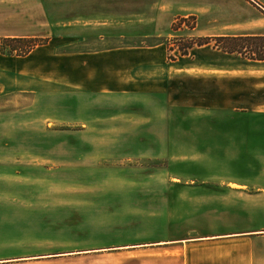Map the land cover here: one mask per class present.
I'll return each mask as SVG.
<instances>
[{"label": "rangeland", "instance_id": "374dc122", "mask_svg": "<svg viewBox=\"0 0 264 264\" xmlns=\"http://www.w3.org/2000/svg\"><path fill=\"white\" fill-rule=\"evenodd\" d=\"M183 1L190 0H0V41L33 38L34 58L162 44L172 61L177 38L214 37L188 29L194 15L181 14ZM181 17L189 19L173 31ZM213 44L189 58H224ZM17 54L8 55L26 56ZM149 102L129 93L0 100V264H151L150 244L167 235L162 206L145 204L164 198L163 140L178 139L181 117L196 113L169 111L172 132L166 124L136 130ZM131 198L135 205L125 204Z\"/></svg>", "mask_w": 264, "mask_h": 264}, {"label": "crops", "instance_id": "0c3cea01", "mask_svg": "<svg viewBox=\"0 0 264 264\" xmlns=\"http://www.w3.org/2000/svg\"><path fill=\"white\" fill-rule=\"evenodd\" d=\"M180 7L188 11L182 15L196 16L192 30L200 36L264 37V0H190ZM212 51L224 58L191 59L189 53L169 61L162 44L12 57L1 52L0 41V100L14 94L149 96L152 113L135 117L139 131L161 124L174 131L168 112L175 107L184 116L196 113L181 117L178 139L163 140L164 198L151 195L145 204L162 206L167 235L150 244L151 264H264V60Z\"/></svg>", "mask_w": 264, "mask_h": 264}, {"label": "trees", "instance_id": "16d2710c", "mask_svg": "<svg viewBox=\"0 0 264 264\" xmlns=\"http://www.w3.org/2000/svg\"><path fill=\"white\" fill-rule=\"evenodd\" d=\"M193 22L188 29L192 30L195 28L196 22L195 17L191 16ZM189 18H179L174 24L175 28H172L173 31H176L178 26L181 23H186V20ZM179 43L177 46L179 56H187L192 49L195 47L200 48L204 46H209L212 42L213 48L217 49L223 53L228 54H239L245 58L251 60H264V37H251V36H225V37H188V38H177ZM183 42V43H180ZM23 43V44H22ZM157 45V44H155ZM36 44L33 41V38L30 37H14V38H4L1 43V52L3 54H13L18 53L17 55H27L34 48ZM154 46V45H152ZM23 49V51H21ZM170 51L172 49L170 48ZM176 58H170V60H175Z\"/></svg>", "mask_w": 264, "mask_h": 264}]
</instances>
